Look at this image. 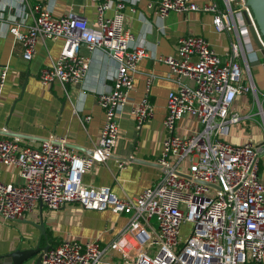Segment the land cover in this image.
Listing matches in <instances>:
<instances>
[{
	"label": "built area",
	"instance_id": "built-area-1",
	"mask_svg": "<svg viewBox=\"0 0 264 264\" xmlns=\"http://www.w3.org/2000/svg\"><path fill=\"white\" fill-rule=\"evenodd\" d=\"M90 1L95 7L92 23L72 10L55 16L41 1L27 5L31 20L24 30L20 20L6 26L25 60L32 57L38 39L62 40L57 57L37 74L44 85L57 81L66 93L67 84L81 83L89 59L79 52L83 45L89 51L103 50L116 68L110 86L95 95L103 122L92 154L77 153L64 138L56 140L53 135L27 145L18 136L0 132V163L15 165L21 178L17 183L0 180V218L19 219L37 202L50 210L69 202L85 209L108 207L127 216L122 229L107 242L98 237L63 238L43 250L37 264H262L264 185L258 169L259 144L251 139L233 144L223 138L230 125L253 118L254 105L264 132V93L251 69L264 58L259 55L264 41L249 7L243 0L146 2L160 17L175 11L209 12L214 30L229 35V46L220 54L202 34H181L175 38L173 54L158 55L176 83L166 94L165 136L154 160L160 174L141 192L120 198L107 187L84 185L80 173L96 158L110 156L117 138V111L127 101L133 73L147 50L133 41L123 24L127 7L123 0ZM6 72L7 66L0 65V95ZM145 80L143 94L129 108L136 129L152 113L147 97L151 76ZM239 95L248 96L242 112L233 108ZM185 114L197 119L199 127L177 134L176 123ZM80 119L87 121L89 114ZM185 222L189 228L182 236Z\"/></svg>",
	"mask_w": 264,
	"mask_h": 264
},
{
	"label": "crops",
	"instance_id": "crops-1",
	"mask_svg": "<svg viewBox=\"0 0 264 264\" xmlns=\"http://www.w3.org/2000/svg\"><path fill=\"white\" fill-rule=\"evenodd\" d=\"M41 1L48 3L55 16L72 10L83 16L88 23L95 19V7L90 0H0V65L7 66L0 95V131L18 133L20 143L27 145H36L47 136L53 135L56 140L64 138L77 153L92 154L103 122L102 109L95 100V95L112 83L116 63L103 50L89 51L83 45L79 52L87 55L89 59L88 69L80 84H67L65 93L57 81H51L47 85L40 83L37 78L40 68L57 57L62 40L38 39L32 57L25 60L21 56L19 42L13 38L6 26L13 20H20L19 28L24 30V25L31 20L27 5ZM123 1L127 5L123 13V24L132 32L133 41H140L145 45L147 55L139 59L132 76V88L127 93V101L117 111V138L110 156L104 160L96 158L90 169L80 173V180L84 185L107 187L120 198L141 192L143 187L153 183L160 174L159 166L154 160L159 155L165 136L162 119L166 94L176 87V83L167 64L159 60L158 55L173 54L175 38L181 34H202L220 54L225 53L229 46V35L214 30L209 12L175 11L160 17L154 9L146 6L148 0ZM194 1L200 4L207 0ZM110 13V10H106V14ZM259 55L262 56L261 52ZM251 69L253 77L256 70L261 72L263 83H259L255 77L254 80L258 90L264 91V58L261 62L253 63ZM149 75L151 83L147 97L152 105V113L136 129L129 108L143 94L145 78ZM247 99V95H239L233 108L244 111L248 107ZM85 114H89V119L82 121L80 117ZM198 127L197 119L185 114L178 119L175 132L187 134L196 131ZM226 133L223 138L230 143L251 139L259 147H264L261 119L257 120L254 116L244 123H233ZM260 159L263 160L261 157ZM259 174L264 185L262 172ZM0 180L20 182L17 167L0 163ZM40 216L45 230L55 240L98 237L102 242L115 237L127 218L108 207L85 209L69 202L58 209L50 210L37 202L19 219L5 221L0 218V254L18 247H32L36 243L45 244L47 241L39 239V231L35 226ZM35 256L20 264H31ZM262 262L264 264V260Z\"/></svg>",
	"mask_w": 264,
	"mask_h": 264
},
{
	"label": "water",
	"instance_id": "water-1",
	"mask_svg": "<svg viewBox=\"0 0 264 264\" xmlns=\"http://www.w3.org/2000/svg\"><path fill=\"white\" fill-rule=\"evenodd\" d=\"M243 2L246 4L247 7H249L252 15V20L255 23V27L257 30V33L259 37L264 41V0H243ZM250 34L252 37V40L257 44L258 47H260L259 40H257L255 31L251 26H249ZM262 56L264 57V51L260 50ZM3 134L9 135V136H19L18 133H9L4 132V130L0 131ZM43 140V139H42ZM258 155L261 156L264 154V148L258 150ZM139 162L146 160H138ZM152 163V162H151ZM35 226L38 228L39 231V239L42 237L43 239L47 240V232L44 228L42 218L40 216L39 220L35 223ZM50 247V244L46 242L43 245H40L36 243L32 247H21V248H15L14 250L10 252H6L4 254H0V264H20L24 261H26L28 258H30L33 255H36L33 259V262L31 264H37L41 255V252L43 250H46V248Z\"/></svg>",
	"mask_w": 264,
	"mask_h": 264
},
{
	"label": "rangeland",
	"instance_id": "rangeland-1",
	"mask_svg": "<svg viewBox=\"0 0 264 264\" xmlns=\"http://www.w3.org/2000/svg\"><path fill=\"white\" fill-rule=\"evenodd\" d=\"M253 72V71H252ZM254 77L256 78V80L259 82V83H263V77L261 76V72L259 71V70H256V72H254ZM259 86V85H258ZM260 87V86H259ZM261 92H263L264 93V91H261ZM263 98V95H260V99H262ZM256 109H257V106L256 105H254L253 107H252V112H254V117L257 119V120H260L261 118H260V115L259 114H257L256 113ZM263 145H264V143H263ZM261 148H264V147H259V149L258 150H260ZM261 158H263V160L261 161V159H260V161H259V164H260V172H262V174H261V177H262V180H263V177H264V154L263 155H261L260 156ZM189 227H188V222H185L184 224H182L181 225V230H182V236H184V232H185V230H187Z\"/></svg>",
	"mask_w": 264,
	"mask_h": 264
},
{
	"label": "trees",
	"instance_id": "trees-1",
	"mask_svg": "<svg viewBox=\"0 0 264 264\" xmlns=\"http://www.w3.org/2000/svg\"><path fill=\"white\" fill-rule=\"evenodd\" d=\"M260 167H261L260 164H258L259 173H260V170H261ZM46 232H47V240H46V241H47L48 243H50V246H51L52 244H55L56 242L59 241V240H55V237H53L52 234H51L49 231H46ZM40 239H41V241H42V240H43V241L45 240V239H43L42 237H41Z\"/></svg>",
	"mask_w": 264,
	"mask_h": 264
}]
</instances>
